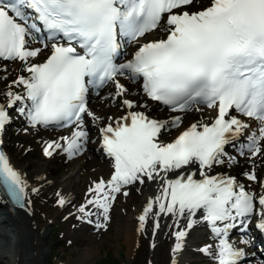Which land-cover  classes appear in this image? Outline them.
I'll list each match as a JSON object with an SVG mask.
<instances>
[{
	"label": "snow or ice",
	"instance_id": "6c2138e0",
	"mask_svg": "<svg viewBox=\"0 0 264 264\" xmlns=\"http://www.w3.org/2000/svg\"><path fill=\"white\" fill-rule=\"evenodd\" d=\"M194 2L0 0V59L22 62L28 73L12 82L23 86V95L13 92L11 85L4 93L7 104H0V131L10 121L8 109L19 102L16 110L33 127L71 126V135L60 138L63 143L47 142L43 151L50 156L61 149L72 157L88 139L84 114L100 119L87 106L89 88L99 89L111 82L116 89L113 99L123 97L128 89L120 83L121 76L142 80L144 95L173 112L187 111L193 105L214 109L210 122L192 123L170 142H163L159 140L161 131L177 127L181 117L154 119L135 110L134 100L123 99L126 114L100 129L102 146L112 158L114 171L107 181L94 183L89 189L92 198L78 211L90 215L87 205H93L107 220L111 201L124 186L144 183V177H160L158 194L149 198L139 216L141 228L150 214H170L177 227L172 249L176 253L184 245L187 229L196 223L194 217L202 211V219L219 241L214 253L217 264H237L243 250L227 239L234 225L224 223L221 228L217 222L236 221L255 210L260 214L256 226L264 231V193L258 197L257 209V198L235 177L208 175L206 169L223 163L225 145L249 129L241 116L256 124L241 149L253 157L264 156V0H209L199 10H186ZM156 30L164 36L139 44L130 59L116 62L122 40L138 41ZM37 38L50 54L43 62L33 63L30 58L42 49L30 47L29 41ZM228 159L230 163L233 160ZM193 165L199 166L201 178L185 171L168 178ZM245 175L257 180L255 171ZM0 184L14 203L25 206L29 185L2 150ZM260 184L264 189V181ZM57 195V203L63 206L65 198ZM185 217L186 228H181V218ZM159 227L157 221L154 233ZM211 249L206 245L200 251L212 255Z\"/></svg>",
	"mask_w": 264,
	"mask_h": 264
},
{
	"label": "bare ground",
	"instance_id": "6f19581e",
	"mask_svg": "<svg viewBox=\"0 0 264 264\" xmlns=\"http://www.w3.org/2000/svg\"><path fill=\"white\" fill-rule=\"evenodd\" d=\"M208 2L209 0H203L201 6H206ZM147 35L151 36V38L153 39V37H163L164 33L159 30H156L151 33H148ZM48 43L50 47L51 42ZM29 45L32 48L39 47L42 49L41 53L38 54L37 57L30 58L31 62L33 63L42 62L47 57V55L50 54L47 49H44L43 44L39 42V39H30ZM129 48H131V46ZM8 62L17 63L12 68H9V70L5 72L1 71V73H4L3 76L5 80L7 79L5 78V76H9L10 70H14L13 72H15L18 77L21 75H28V73L23 70L24 66L22 62L18 60ZM119 80L120 83L128 89L127 94L123 97H116L115 99H113L116 89L115 85L111 82H109L110 85L105 90H92V95L96 102L94 104H91V106L89 105L88 108L95 114V116L100 117V120H93V118L87 116V114L84 115L85 129L88 132V139L87 142L83 145L82 150L74 156L69 157L61 149H57L52 153V155L49 156L50 158H61L66 163H71L70 167L66 168L62 174L56 175V171L57 173H59L58 169L60 167L54 166L53 164L38 163L32 165V167H34L33 169L29 168V164L28 166L22 164L21 157L23 155L21 156L18 152H14L13 156L11 157L10 153H7V151L4 149V144L7 139V133L5 131V128L3 131H0L1 148L3 149L4 153L8 156L12 166L23 174L24 179L29 185L27 189L28 195L24 201L25 206L23 208L10 205L8 207L9 213L8 210L6 214L4 213V210L0 211V238L3 237V239H6L8 244L10 243V258H8V262H5L3 258L4 242L0 241V264H81L85 260H88L90 257H92L95 251V245L93 244V234L87 227L80 226L74 229L71 232V235L73 238H75L76 240L78 239L83 243L88 242L86 244V249L81 254V257H79V259L76 261L69 259L65 263H60L61 260L65 259L64 257H57L56 260L48 261L47 258L50 252L56 251L57 249H49L42 244V240L47 236L46 232L44 231V225L46 222L55 219L60 212H64L68 215H73V209L68 208L67 206L68 202H75L76 205L74 208H79L82 204H86V201L88 199L92 198L93 194L89 192V189L94 187V183L98 182L101 179H104L105 181L110 179L111 174L114 171L112 167L113 161L112 158L109 157L103 149L100 129L108 123L114 124L116 117L126 114L127 109L122 103L123 99L128 98L134 100L137 105L135 110L144 111L147 115L154 119L168 121L174 116L181 117V122L177 127H166L173 128V133L171 135H169L167 138H162L159 135V140L163 142H170L177 135H179L181 131H183L192 123H196L198 121L210 122L216 114L214 109H209L205 106L200 105H193L188 113V121H186L187 119L184 115V112L181 113L169 111L162 104L152 101L147 96H145L140 85V81H132L123 76L119 77ZM13 81L15 80H12V82ZM12 82L10 84H7L5 82L4 85L6 86H4V89H0V104H7V97L4 95V93L8 90L9 85H11L13 92L20 93L21 95H23V86L12 84ZM92 91L88 93V96H90ZM20 106V103L17 102V104H15L12 108L17 109ZM197 108H200L201 110L197 111ZM10 109L11 108L8 109L10 120H12V118L14 120L15 118L17 121L24 123V125H29V130H31V132L35 133L39 131L40 128L44 127L41 125H37L35 127L31 126L25 115L13 114L9 111ZM233 115L237 114L233 112ZM109 117H113V119L109 120ZM240 118L245 122L249 123L250 127L248 130H245L241 137H239L233 142H230L226 146H230L231 144L234 146H238V149H240V145L243 144L245 137L250 133V131L256 128L255 122L250 121L248 118L242 116ZM63 128L64 127H57L54 131L49 132L45 136L43 148L46 146L47 142L59 141L63 143L62 141H60V138L62 136L68 137L71 135V133L67 134L63 130ZM93 128L95 129L93 130ZM92 130L94 131V133ZM14 135L15 137H13V140L15 141V139H18L19 142L22 143V145H25V142L28 141V136L23 133H20L18 135V132H14L13 136ZM10 143H12V141L9 142V144ZM226 146L224 150L227 155L222 158L224 160L223 163L229 162V157H232L233 160L239 158V155H233L228 152L226 150ZM95 150L100 151V156L105 159L104 162L101 163L99 160L96 159L87 160V158L82 160V158H84V156H86L89 152L95 153ZM247 156V162H250V164L252 165V171H255V175L257 177V180H255L252 185L244 184V181L240 177H238L236 173H224L222 171L215 173L213 169L216 164H214L210 169H206V172L208 175L235 177V179L244 186L246 191L251 192L257 198L256 200H254V203L256 204L255 208L258 209L260 207L258 204V197L259 195L264 193V189L261 188L260 184V181H264V156L258 155L253 157L251 156V153H249ZM180 171L193 172L196 178H201L198 165H193L186 169L178 170L173 174H169L168 178H175V176L180 174ZM143 179L144 183H140L139 181H137L122 188V203H125V201L130 200L129 194L133 191L136 192V198L135 200L131 199L133 201L130 208H128V213H125V208H123L119 211H116L114 215L115 230L116 232L121 231L123 233V241L127 245L128 253H130L131 249L135 246L138 239V235L141 232L147 233L149 241L154 246L160 245L161 247L162 245H165V242H169L170 247L171 245L174 247L176 243L173 233L177 230V227L174 222V218L170 214H162L159 217L150 214L144 222L143 228H141L139 216L143 213V209L147 204L149 198L155 197L161 187L160 177H157L155 180H148L146 177H144ZM86 183L87 186H85ZM32 188H36L38 191L33 193L31 191ZM125 192H127V195L124 194ZM57 193H59L60 196L65 198L66 202L63 206L57 203V200L59 199ZM80 193L84 194V196L86 197L81 196ZM3 200L7 201L6 199ZM29 200L31 201L30 204L28 203ZM90 206L91 205H87V209ZM155 210H158V208L154 209V211ZM253 212L259 214L258 211L254 210ZM202 216L203 212L200 211L194 217L196 223L191 229H187V235L184 238V245L182 249L179 252L173 253L175 261L183 259L188 253L192 252L193 250H196V247L194 246L195 244L193 242H189L187 237H189L193 233L194 228H196L198 225L209 226L208 222L202 219ZM157 221L159 222L160 227L155 229L154 233V225ZM240 221L241 217L237 218L236 221L217 222V226L222 228L224 223H232L233 225H236ZM186 224L187 218H181L180 227L186 228ZM6 225L8 226L7 232L10 235L6 233L3 229L6 227ZM209 229L210 232L214 236H216L210 226ZM229 232L230 229L228 230L227 237L229 242L233 243L236 248L242 249L240 241H238V239L230 238ZM202 235L204 238H207L206 235H208V233H202ZM257 239L258 237L256 236L254 241H256ZM218 242L219 241L217 239L216 241L210 244L212 246V256H214L216 245L218 244ZM156 250L157 247L155 251ZM260 255L264 260V254L262 253ZM163 256L164 254L160 253L159 258L161 259L163 258Z\"/></svg>",
	"mask_w": 264,
	"mask_h": 264
},
{
	"label": "rangeland",
	"instance_id": "374dc122",
	"mask_svg": "<svg viewBox=\"0 0 264 264\" xmlns=\"http://www.w3.org/2000/svg\"><path fill=\"white\" fill-rule=\"evenodd\" d=\"M203 0H195V2L188 6V9L198 10L201 8ZM201 6V7H200ZM151 38V36H148ZM17 62H8L0 59V89H4V83L10 84L12 80H16L18 75L10 70V74L6 80L4 79L3 72L7 71L9 68H12ZM23 64V63H22ZM24 66V64H23ZM3 77V78H2ZM110 83L106 86L101 87L100 90H105L108 88ZM93 94V92H92ZM89 97V105L94 104L96 101L93 98V95ZM13 114L22 115L16 110V108H11L9 110ZM190 110L184 111L186 116V121H188V113ZM100 120V119H99ZM98 120V121H99ZM97 121V122H98ZM56 129V126H47L40 128L37 132H31L29 130V125H24V123L17 121L15 118L10 120L5 126V131L7 133V139L4 144V149L7 153H10V156H13L14 152L20 153L22 158L21 162L23 165L28 166L29 168H34V164H53L54 166L60 167L58 169L59 173L56 171V175L62 174L66 168H69L71 163H66L63 159L49 156L44 154L43 143L45 141V136ZM95 128H93L94 130ZM63 130L67 133H71V126L64 127ZM92 130V131H93ZM14 132L23 133L28 136V141L25 142V145L19 142L18 139L13 140ZM94 133V131H93ZM173 133V128H165L161 131L160 136L162 138H167ZM17 135V136H18ZM9 144V142H11ZM247 136L245 137L243 143H246ZM233 155H239V158L232 160V162H225L221 164H216L213 171L215 173L222 171L224 173H236L240 177L244 184L249 185L254 182L249 180L245 175L246 172H252V165L248 160V154L250 153L247 149H238V146L228 145L227 149ZM95 153L89 152L83 159L87 160H99L101 163L104 162V158L100 156V151L95 150ZM29 154V155H27ZM30 170V169H29ZM88 173V172H87ZM89 174V173H88ZM87 186V183L85 184ZM81 196L84 194L80 193ZM128 201L122 203L123 196L121 192L115 194V199L112 200L111 205L108 210V218L105 220L104 216L100 213L95 206L91 205L88 208L90 215L85 216L83 213L78 211L79 208H74L75 202H68V208L73 209V215L65 214L60 212L57 217L51 221H48L44 225V231L47 236L42 240V244L51 249L55 248L56 251H51L48 256V261L56 260L57 257H64L65 259L61 260L60 263H65L69 259L74 261L78 260L81 257V254L86 249V244L76 240L72 237L71 232L80 226L87 227L94 237L95 251L88 260H85L81 264H97L99 261H103L104 264H173L174 255H173V246L169 245V242H165V245L154 246L149 241L148 235L146 232H141L138 235L137 242L135 246L131 249V252L128 253L127 245L123 241V233L116 232L114 225V215L116 211H119L125 208V213H128V208H130L132 201L136 198V192L133 191L129 194ZM133 199V200H131ZM255 214V213H254ZM256 219L255 215L251 214L246 217L245 225L248 227V231L243 234H230V238L238 239L243 249L244 259L239 261L237 264H264L263 259L259 253L260 246L254 242L251 229L249 228L254 220ZM98 225H103V227H98ZM202 233H208L207 238H204ZM210 235V236H209ZM189 242H193L196 247V250L188 253L183 259L175 261V264H215L217 263L214 256L205 254L200 251L206 245H210L217 240V237L214 236L209 229L208 225H198L194 228L193 233L187 237ZM242 240H248L247 244L242 243ZM0 241L4 242V255L3 258L5 262H8L10 258V244L7 243L6 239L3 237L0 238ZM2 247V248H3ZM157 247V250L155 251ZM160 253H163V258H159ZM157 255V256H156ZM157 257V259H156Z\"/></svg>",
	"mask_w": 264,
	"mask_h": 264
},
{
	"label": "trees",
	"instance_id": "16d2710c",
	"mask_svg": "<svg viewBox=\"0 0 264 264\" xmlns=\"http://www.w3.org/2000/svg\"><path fill=\"white\" fill-rule=\"evenodd\" d=\"M97 264H104V262L103 261H99Z\"/></svg>",
	"mask_w": 264,
	"mask_h": 264
}]
</instances>
